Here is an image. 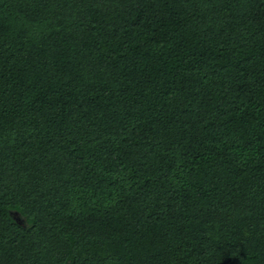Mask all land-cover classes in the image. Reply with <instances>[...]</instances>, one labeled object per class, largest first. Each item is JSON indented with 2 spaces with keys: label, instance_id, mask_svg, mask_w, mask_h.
<instances>
[{
  "label": "trees",
  "instance_id": "obj_1",
  "mask_svg": "<svg viewBox=\"0 0 264 264\" xmlns=\"http://www.w3.org/2000/svg\"><path fill=\"white\" fill-rule=\"evenodd\" d=\"M0 264H264V0H0Z\"/></svg>",
  "mask_w": 264,
  "mask_h": 264
}]
</instances>
